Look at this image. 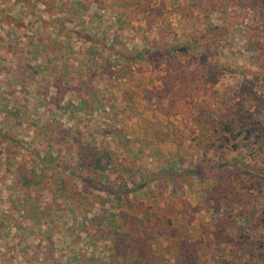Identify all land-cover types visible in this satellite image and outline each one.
<instances>
[{
  "label": "rangeland",
  "instance_id": "374dc122",
  "mask_svg": "<svg viewBox=\"0 0 264 264\" xmlns=\"http://www.w3.org/2000/svg\"><path fill=\"white\" fill-rule=\"evenodd\" d=\"M147 2L152 18L162 6L151 26L139 9ZM191 3L0 0V264L264 263V145L240 139L221 154L209 148L212 124L203 123L225 113L243 72H256L250 37L259 21L248 15L196 48L210 73L170 107L172 96L165 104L156 97L173 67L160 60L164 53L155 57L154 44L166 36L178 47L221 22L197 9L183 17ZM141 64L161 89H145L147 103H130L140 100L131 67ZM256 90L264 92V79ZM140 111L147 128L159 113L187 131L173 136L188 157L178 159L180 180L160 179L164 163L147 150L143 124L126 118ZM132 141L146 150L137 154ZM219 160L225 169L217 176L209 167ZM120 209L123 232L114 221Z\"/></svg>",
  "mask_w": 264,
  "mask_h": 264
},
{
  "label": "trees",
  "instance_id": "16d2710c",
  "mask_svg": "<svg viewBox=\"0 0 264 264\" xmlns=\"http://www.w3.org/2000/svg\"><path fill=\"white\" fill-rule=\"evenodd\" d=\"M148 6L140 7L142 13L147 14L146 22L149 26L155 22V19L161 12V7L156 11L158 14L151 17V11ZM193 9H197L199 15L209 18L212 15L221 16L219 25L210 26L206 31H194L189 37V42L178 47H170L167 43L166 36L160 37V43L154 44V54L160 58V54L164 53L163 60L167 67L172 66L173 70L168 73L167 88L161 92L160 99H168L170 107H173L178 100H186L188 91L196 83H203V76L210 73L209 66L206 65L207 57L202 55H194V51L198 47L206 46V40L209 37H219L228 33V29L233 25L242 24L248 17L253 16L259 21V25L251 33V48L255 54L256 72L247 71L243 74V82L239 91L231 103L226 106L225 113L220 115L216 120H205L204 124H212L213 140L209 144V148L224 154L225 151H236L240 147V139L244 141L252 140L253 143L264 145V92L256 90L257 85L264 79V0H192L188 10L184 11L183 17L193 16ZM159 18V17H158ZM205 48V47H204ZM215 48L213 45L212 49ZM211 49V48H210ZM209 50V48H208ZM179 55L187 58L184 63L174 61L173 55ZM195 68L191 69V66ZM201 72H200V70ZM262 73V74H261ZM169 81V82H168ZM175 87L177 88L175 90ZM185 97V98H184ZM158 98V99H159ZM181 98V99H179ZM178 99V100H175ZM181 101V102H183ZM184 103V102H183ZM9 141H12L10 138ZM201 161V165H203ZM210 169L219 176L221 170L225 169V164L219 160L217 163L211 162ZM261 224L264 225V210L260 216ZM264 264V263H263Z\"/></svg>",
  "mask_w": 264,
  "mask_h": 264
},
{
  "label": "crops",
  "instance_id": "0c3cea01",
  "mask_svg": "<svg viewBox=\"0 0 264 264\" xmlns=\"http://www.w3.org/2000/svg\"><path fill=\"white\" fill-rule=\"evenodd\" d=\"M146 45H149V43H147ZM150 46L149 47H145V45H144L143 48H145V49H147L149 51V50H151ZM131 48L132 49L133 48L134 49H138L139 47L134 45V46H131ZM70 50H72V49H70V48L67 49V51H69V52H70ZM151 70L152 69H151V67L148 64L135 65L134 68L131 67V71H135L134 78L136 80V84L140 85V88H138V87L134 88L133 87L132 89L137 92V95L139 94V97H140L139 99L140 100H138V98L136 96H132L131 95L133 98L131 100H129L130 103H134V102H136V100L140 101L141 103H145V102L147 103V102L153 100V98L152 97L151 98H145V93H143V91L145 92V89L147 90L149 87L150 88H153V87L157 88V90L161 89L160 81H158L157 76L155 74H153V72ZM138 72H139V74H138ZM142 73H144V74H142ZM146 73L149 74L150 78L146 77L149 80L146 81L147 83H144L143 79L145 78ZM158 98H159V96L156 97V99H158ZM166 100L167 99H158V101L161 104H165ZM143 113L144 112H142V111L133 112V113H130L129 115L125 114L124 116L127 115L128 117H126V118L130 119L133 123L135 122V123L143 124L139 128H141V129L146 131V135L148 137V142H149V144L147 146V148H148L147 150H150V151L154 150V152L156 153V156L161 158L162 162L164 163L163 171H161L162 169L159 170L160 171V175H159L160 179L165 178V180L169 181V182L170 181L173 182V181L180 180L181 178L178 175L179 171H178L177 168L180 165L179 163L182 162V161H179V160L187 161L188 157L186 155L185 158L183 159L182 157L179 156L178 148H177V146L174 143L175 140H174L173 136H174L175 132L179 131L180 134H183V137L184 136L186 137L187 131L184 130V129L183 130L182 129H179V130L176 129V127L170 125V124H172L171 122L166 121V120L164 121L163 120L164 118L159 113H156L153 116V118H154L153 120L154 121H152L151 124H148L149 127L147 128L146 124L148 122H145V119H143V116L145 115ZM124 116L117 117L118 122L121 120V121H123V124H124L126 122V121H124L125 120ZM146 120H149V119H146ZM124 125H126V124H124ZM126 129H127V126L124 127V129H122L123 130V135L126 134V132H127ZM131 130H133V132H138L137 134L140 136V131H137L136 127H132ZM128 131H129V129H128ZM143 134H145V132ZM141 135H142V132H141ZM139 136H138V138H139ZM133 143H134V141H132L131 147L137 154H139L140 152H143L144 150H146L145 147H144L146 145L144 143H138V144H135V143L133 144ZM196 149H197V152L200 150L199 147H197ZM181 151H182V149H181ZM198 154H199V152H198ZM206 187L207 186H206V183H205V185H203V187H202V190L205 189V191H207ZM179 191H180V189H179ZM176 192H177V190H176ZM184 192H187V190H185ZM131 210H133V208H131ZM173 210H175V212H172V213H175V214H183V212H184V209H180V208L178 209L175 206H174ZM185 212L187 213V211H185ZM102 213H104L103 220H102L103 224L105 226H109L110 223H109V220L107 219L108 216H109V212H106L105 209L103 208L102 209ZM117 214H118L119 218L115 219L114 221L117 223V226L119 227V229L122 230V232H123V230L126 228L127 222H126V220L124 218L121 217V214H122L121 213V209L117 211ZM105 220H106V222H105ZM105 226H102L101 228H104Z\"/></svg>",
  "mask_w": 264,
  "mask_h": 264
}]
</instances>
